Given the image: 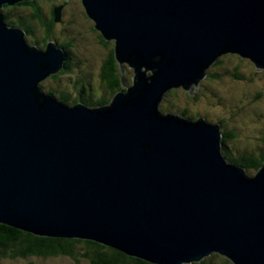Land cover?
<instances>
[{"label": "water", "instance_id": "water-1", "mask_svg": "<svg viewBox=\"0 0 264 264\" xmlns=\"http://www.w3.org/2000/svg\"><path fill=\"white\" fill-rule=\"evenodd\" d=\"M31 0H0V10ZM113 41L122 91L68 105L40 84L66 68L0 16V225L88 241L147 264L220 255L264 264V162H226L221 126L164 114L224 55L264 70V0H82ZM56 16L59 18L60 13ZM125 64L133 69L131 84Z\"/></svg>", "mask_w": 264, "mask_h": 264}, {"label": "rangeland", "instance_id": "rangeland-1", "mask_svg": "<svg viewBox=\"0 0 264 264\" xmlns=\"http://www.w3.org/2000/svg\"><path fill=\"white\" fill-rule=\"evenodd\" d=\"M36 1L43 7L44 11H48L52 5L51 2H53V0ZM3 9H1V13H8V20L10 21L18 20L19 16L24 14V10ZM62 16V23H58L55 27V33L57 38L63 42L69 38L74 39L73 48L70 52L77 69L73 72L70 71L61 79L43 81L41 88L45 93L51 89H60L66 85L63 81L68 82L69 78L77 80V74L80 71H84L88 75L87 82L95 87L98 83L102 59L110 50L108 47L104 48L100 40L97 39L98 35L92 31L94 23L86 15L84 7L78 5V1L67 6ZM27 36H25L27 41L31 43L30 40L34 37L28 38ZM124 67L126 75L127 70H129L128 78H131L132 72L130 70L133 69L127 65ZM208 74L207 79L195 92V95L198 96L187 97L190 93L182 92L181 89L177 93H168L164 99V104L160 106L161 111L179 114L174 111L186 110L187 116L181 114L185 118L200 115L210 122L222 121V129L226 135L227 131L234 132V136L231 135L230 140L224 139L223 155L228 154L234 159L257 157V154L261 150L263 152L264 149V70L258 71L248 59H243L237 55H227L222 57L213 68L211 67ZM130 83L131 80H129ZM167 104L172 105L174 111L173 108L170 111L167 110ZM85 105L91 107V104ZM245 171L250 177L256 174L254 170ZM82 247V245H78L79 250ZM221 259L224 258H215L212 264H222ZM0 263L89 264L85 260L77 262L64 256L30 259L6 258Z\"/></svg>", "mask_w": 264, "mask_h": 264}, {"label": "flooded vegetation", "instance_id": "flooded-vegetation-1", "mask_svg": "<svg viewBox=\"0 0 264 264\" xmlns=\"http://www.w3.org/2000/svg\"><path fill=\"white\" fill-rule=\"evenodd\" d=\"M36 2L41 10V20L34 18V11L29 6L32 2ZM78 1V5H82V0H53L52 5L50 6L48 11H44L43 7L36 1H23L14 6H5L3 10H24V14L19 16L18 20L10 21L8 20V25L10 27H15L23 30H27L24 23L29 26L28 33L26 32L27 37H34V39L30 40L31 45L36 46L39 49H46L48 42H54L58 48L62 49L68 55V61L66 63V68L60 72L58 75L50 77V81L61 79L62 77L66 76L70 71L73 72L77 69L76 64L74 63L73 57H71V49L73 48L74 39H67L65 42L61 41L60 38H57L55 33V27L58 23H62V13L64 9L69 6L72 2ZM83 7V5H82ZM2 11V10H1ZM60 13V17L56 16L57 13ZM86 13V12H85ZM1 14V13H0ZM7 14V19L9 18V14ZM2 13V15H5ZM24 15V16H23ZM87 15V14H86ZM92 21V20H91ZM93 22V21H92ZM33 24V25H32ZM92 31L98 35L100 43L103 45L104 48H110L109 53L106 55L105 58L102 59V64L99 68L98 74V83L95 87L91 86L89 82H87L88 75L84 71H80L77 74V80L69 78L68 82L63 81L66 85H63L60 89H51L50 92L57 98L62 99L63 102L67 104L75 105L77 103H84V104H91V107H101L105 105H109L113 96V91L119 87V84L116 83V80L113 79L111 75V71L114 70V73L117 71V75L115 74L116 78H120L121 81V72L119 69V64L116 61V64L113 63V55H114V42L110 41L107 42L104 40L102 35L98 31L94 29V25ZM98 40V41H99ZM128 66V65H127ZM129 67V66H128ZM122 71V70H121ZM129 70H127V75L125 76L126 82L128 85L129 80L132 81V77L134 74L133 70L132 77L128 78ZM129 79V80H128ZM86 85V86H85ZM122 91V82L120 88L117 90L116 93ZM49 92V91H48ZM73 93V95H72ZM164 104V102H163ZM234 136V132L227 131V139H231L230 136ZM232 160H237L231 157ZM36 258V257H31ZM5 258H0V261L4 260ZM16 259H24V258H16ZM30 259V258H28ZM1 264V263H0Z\"/></svg>", "mask_w": 264, "mask_h": 264}, {"label": "trees", "instance_id": "trees-1", "mask_svg": "<svg viewBox=\"0 0 264 264\" xmlns=\"http://www.w3.org/2000/svg\"><path fill=\"white\" fill-rule=\"evenodd\" d=\"M29 6L34 11V18L41 20L42 14H41L39 5L34 1L32 2V4H29ZM0 13H1V10H0ZM2 17L5 23L8 25L9 22L7 19V14L2 15ZM24 25L26 26L27 30L30 29L29 26L26 25V23H24ZM27 30L25 31L27 32V34H29ZM113 60H114L113 63L116 64L115 52L113 55ZM110 73L113 79L116 80V83L119 84V87L113 91V96H114V94H116L117 90L121 86V81H120V78H118V76L117 78L115 76V74L117 75V71L116 73H114V70H113ZM41 84H40V88H41ZM171 92L177 93L178 91L173 90ZM171 92L170 91L167 92L165 94V97L168 95V93H171ZM182 92H185V91L182 90ZM48 93L52 94L50 91ZM194 96H198V95H194ZM187 97H193V96L187 95ZM58 99L62 101V99L60 98ZM64 103L67 104L66 102ZM68 105H72V104H68ZM166 107H167V110L169 111L171 110V108H173V106L169 104H167ZM173 111H174V108H173ZM174 112L182 114L183 116H187L188 114L186 110H181V111L175 110ZM189 118L198 119V118H203V117H201L200 115H196V116H190ZM215 124L222 125V121H219L218 123H215ZM223 133H224V138H223V142H224V139H227V135H226V132L223 131ZM225 157L228 162L236 163L239 166H241V168L247 171L254 170L256 173L262 167V164L264 162V149H263V152L261 150L257 154V157L255 158H241V159H237L234 161L232 160L231 156L228 154H226ZM78 245L83 246L81 250L78 249ZM58 256L68 257L77 262H80V260H85L89 264H147L140 260L130 258L114 249L107 248V247L101 246L93 242L36 237L34 235L15 230L8 226L0 225V258L28 259L31 257L50 258V257H58ZM220 257H221L220 255L215 254L212 257L205 259L203 262L199 264H212V261L215 258L219 259ZM221 260H222L221 261L222 264H232L230 261L226 260L225 258Z\"/></svg>", "mask_w": 264, "mask_h": 264}, {"label": "bare ground", "instance_id": "bare-ground-1", "mask_svg": "<svg viewBox=\"0 0 264 264\" xmlns=\"http://www.w3.org/2000/svg\"><path fill=\"white\" fill-rule=\"evenodd\" d=\"M48 44V43H47ZM229 55H231V54H229ZM224 56H227V55H224ZM224 56H221L218 60H217V62H219V60L222 58V57H224ZM217 62L215 63V64H217ZM65 63H67V62H65ZM215 64H213L211 67H213ZM126 65V64H125ZM211 67L206 71V76L208 77V72H209V70L211 69ZM63 71V70H62ZM59 74V73H58ZM56 76V75H55ZM53 77V76H52ZM207 79V78H206ZM206 79H204V80H202L201 81V84L203 83V81H205ZM200 84V85H201ZM179 89H181V90H184L186 93H189L188 91H186L185 89H183L182 87L181 88H178V89H172V90H170V92L171 91H173V90H177V91H179ZM196 90V86H192V88H191V92L192 93H194V94H189V95H191V96H193V95H195V91ZM165 97V96H164ZM163 102H164V98H163ZM163 102L160 104V106H162L163 105ZM160 106H159V109H160ZM160 111H161V109H160ZM161 112H163L164 113V111H161ZM164 114H168V113H164ZM171 114H175V113H171ZM175 115H179L180 117H182V118H185V117H183V116H181V114H175ZM185 119H188V120H193V121H195V120H197V119H189V118H185ZM206 120V119H205ZM207 121V120H206ZM208 123H212V122H209V121H207ZM212 124H214V125H216L215 123H212ZM217 125H220L221 126V133H222V135H223V138H224V133H223V129H222V125L221 124H217ZM223 144H224V142H223V139H222V146H223ZM222 155H223V153H222ZM226 155H223V157L225 158V160H226V162L227 163H229V164H235V165H238V164H236V163H230V162H228L227 161V159H226V157H225ZM239 166V165H238ZM241 167V166H240Z\"/></svg>", "mask_w": 264, "mask_h": 264}]
</instances>
